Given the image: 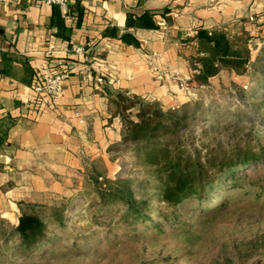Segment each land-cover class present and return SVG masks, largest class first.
I'll return each instance as SVG.
<instances>
[{
	"label": "crops",
	"instance_id": "0c3cea01",
	"mask_svg": "<svg viewBox=\"0 0 264 264\" xmlns=\"http://www.w3.org/2000/svg\"><path fill=\"white\" fill-rule=\"evenodd\" d=\"M65 1L63 9L0 0V219L13 225L21 203L46 205L81 194L98 163H118L123 121L111 104L115 93L167 111L180 108L194 87L250 72L222 69L188 90L171 77L198 71L197 31H224L234 42L250 36L243 23L235 31L240 16L229 3ZM144 15L153 17L154 28L131 24ZM63 72L69 78L57 101L34 93Z\"/></svg>",
	"mask_w": 264,
	"mask_h": 264
},
{
	"label": "rangeland",
	"instance_id": "374dc122",
	"mask_svg": "<svg viewBox=\"0 0 264 264\" xmlns=\"http://www.w3.org/2000/svg\"><path fill=\"white\" fill-rule=\"evenodd\" d=\"M217 2L229 3L240 16L235 31L241 32L239 22L245 24L252 52L250 72L237 81L225 77L194 87L181 107L188 106L189 132L199 147L204 143L230 151L248 146L256 151L264 148V0H213ZM118 158L111 166L97 164L102 189L107 188L106 179L134 184L140 180L132 176L136 169L130 151L123 149ZM243 173L248 175L243 181L215 188L221 196L210 209L224 206L219 212L207 215L200 202H187L175 212L176 227L162 233L146 223L123 222L122 207L103 211L98 185L89 183L81 194L46 203L64 210L65 225L50 227L54 249L17 258L14 264H264V193L246 189L263 179L264 166L238 176ZM134 186L136 198L147 199ZM151 216L155 223L162 222Z\"/></svg>",
	"mask_w": 264,
	"mask_h": 264
},
{
	"label": "trees",
	"instance_id": "16d2710c",
	"mask_svg": "<svg viewBox=\"0 0 264 264\" xmlns=\"http://www.w3.org/2000/svg\"><path fill=\"white\" fill-rule=\"evenodd\" d=\"M131 24L136 28L156 26L149 15ZM196 41L199 67L198 73L192 75L191 84L206 85L222 69H233L241 75L250 71L249 37L234 42L224 31L201 29L197 31ZM111 104L123 121L124 149L130 151L136 169L132 176L140 180L134 184L106 179L107 188L102 189L95 170L91 180L98 185L102 210L109 213L113 208H124L122 221L127 224L146 223L161 233L165 228L173 230L179 223L175 212L187 202H200L202 211L213 215L224 207L210 209L221 196L214 191L218 185L243 181L248 175L238 176L239 172L264 166V148L255 151L248 146L235 147L229 151L204 147V143L199 147L197 137L189 132L191 117L187 105L165 111L158 104H147L119 92ZM134 185L147 199L136 198ZM246 189L263 194L264 176ZM19 211L17 225L0 219V264H14L17 258L51 252L55 239L50 235V227L65 225L61 207L21 203ZM150 214L162 222L155 223Z\"/></svg>",
	"mask_w": 264,
	"mask_h": 264
},
{
	"label": "built area",
	"instance_id": "2783aa9c",
	"mask_svg": "<svg viewBox=\"0 0 264 264\" xmlns=\"http://www.w3.org/2000/svg\"><path fill=\"white\" fill-rule=\"evenodd\" d=\"M48 5H58L63 9L66 8L65 0H39ZM172 79L180 81V86L184 90L190 88L192 83V76L187 77L186 79H180L176 74L171 75ZM69 78L68 72H63L54 76L47 78L44 82L40 83L34 87V93L39 95H44L48 97L51 101L55 102L62 97L64 92V83Z\"/></svg>",
	"mask_w": 264,
	"mask_h": 264
}]
</instances>
